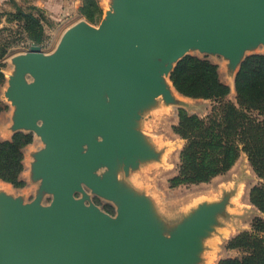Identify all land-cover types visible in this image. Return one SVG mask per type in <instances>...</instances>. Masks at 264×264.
Listing matches in <instances>:
<instances>
[{
  "label": "water",
  "instance_id": "water-1",
  "mask_svg": "<svg viewBox=\"0 0 264 264\" xmlns=\"http://www.w3.org/2000/svg\"><path fill=\"white\" fill-rule=\"evenodd\" d=\"M258 45L264 0H117L114 15L99 27L75 24L54 53L32 43L14 57L18 76L6 96L16 106L15 128L46 144L35 171L53 200L44 206L0 196V264L194 263L211 209L166 238L143 199L121 195L112 217L76 194L86 186L113 196L114 182L97 170L117 157L133 163L148 155L131 120L140 105L170 99L164 78L191 49L241 67L245 51Z\"/></svg>",
  "mask_w": 264,
  "mask_h": 264
},
{
  "label": "rangeland",
  "instance_id": "rangeland-1",
  "mask_svg": "<svg viewBox=\"0 0 264 264\" xmlns=\"http://www.w3.org/2000/svg\"><path fill=\"white\" fill-rule=\"evenodd\" d=\"M77 2L79 6L77 13L70 16L58 15L57 20L48 18L43 10L36 7H22L26 12H34L42 20L46 33V39L42 44L44 53H54L64 33L81 21L99 27L108 16L115 14L117 0ZM25 28L24 21L16 19L12 13L0 7V74L3 75L0 87V100L3 105V112L0 115V141L12 140L17 134L31 137V142L24 145L21 150L23 161L18 183H10L0 178V190L3 191L0 192V196L20 200L24 204L39 201L42 205L48 206L52 203L53 195L47 191L42 178L38 177L35 171L38 158L46 144L35 131L15 128L16 106L6 96L12 74L18 76L13 59L27 53L32 44L26 38ZM252 55H264V45L248 48L243 61ZM187 56L206 57L217 64L221 81L230 88L227 100L237 103L235 82L241 69L239 64L236 65L221 55L206 54L197 49H191ZM179 62L172 65L171 74L165 77V84L171 92L170 99L165 95H159L150 102L140 105L139 119L131 120L132 129L148 151V155L137 156L133 163H126L125 158L117 157L111 165H102L97 170L100 177H110L114 182L113 196L99 195L85 186L76 197L84 199L87 205H94L112 217L118 216L121 195L128 194L143 199L149 204L153 224L166 238H172L177 234L184 223L193 218L198 211L209 208L212 210L211 224L198 238V250L192 264H219L223 259L240 258L244 254L239 248L231 246L233 240L239 236L246 238L247 235L257 234L254 220L257 217L264 218V214L253 205L252 191L263 183V180L255 172L245 152L241 153L229 171L217 175L208 182L192 183L184 180L186 178L181 167L187 140L179 133L180 111L202 119L211 114L215 117L213 107L216 102L210 99L185 97L178 92L171 75ZM8 71L13 72L11 74ZM27 79L32 81L29 75ZM5 189L8 193L4 191ZM2 225L0 207V228Z\"/></svg>",
  "mask_w": 264,
  "mask_h": 264
},
{
  "label": "trees",
  "instance_id": "trees-1",
  "mask_svg": "<svg viewBox=\"0 0 264 264\" xmlns=\"http://www.w3.org/2000/svg\"><path fill=\"white\" fill-rule=\"evenodd\" d=\"M15 6L16 12L10 13L25 22L28 42L42 45L46 39L42 20L34 12ZM2 77L0 74V87ZM171 79L181 95L216 102L215 117L211 114L202 119L180 111L179 133L187 140L181 167L184 180L208 182L229 171L245 152L263 180L252 191V203L264 214V55L249 56L242 63L235 82L237 103L227 100L230 88L221 81L218 65L206 57H185ZM2 112L0 100V115ZM30 142L31 137L24 134L0 141L1 179L18 183L23 161L21 150ZM254 221L257 234L239 236L231 242L233 248L243 251L242 257L223 259L219 264H264V218L257 217Z\"/></svg>",
  "mask_w": 264,
  "mask_h": 264
},
{
  "label": "crops",
  "instance_id": "crops-1",
  "mask_svg": "<svg viewBox=\"0 0 264 264\" xmlns=\"http://www.w3.org/2000/svg\"><path fill=\"white\" fill-rule=\"evenodd\" d=\"M14 3L20 7L32 6L43 10L53 20H57L58 15L70 16L79 10L77 0H14ZM15 4L10 0H0V7L7 12H16Z\"/></svg>",
  "mask_w": 264,
  "mask_h": 264
},
{
  "label": "bare ground",
  "instance_id": "bare-ground-1",
  "mask_svg": "<svg viewBox=\"0 0 264 264\" xmlns=\"http://www.w3.org/2000/svg\"><path fill=\"white\" fill-rule=\"evenodd\" d=\"M10 60H12V58H11ZM11 63L14 64L13 61H12ZM11 66H13V65H11ZM14 69H16V68H14ZM11 70H12V69H11ZM13 71H15V70H13ZM13 71H12V72H13ZM8 72H9V71H8ZM10 72H11V71H10ZM10 72H9V73H10ZM12 72H11V74H12ZM6 74H7V72H6ZM11 74H10V76H11ZM12 76H13V74H12ZM165 80H166V78H164V81H165ZM165 83H166V82H165ZM167 85H168V84H167ZM170 86H171V84L169 85V87H170ZM168 89H169V88H168ZM169 90H170V89H169ZM4 91H5V89H4ZM4 91H3V94L5 93ZM6 91H7V90H6ZM175 92H176V91H175ZM4 97H5V95H4ZM179 97H180V96H179ZM10 103H11V102H10ZM153 104H154V103H153ZM10 105H12V104H10ZM14 110H15V109H14ZM12 112H14V111H12ZM13 114H14V113H13ZM14 115H15V114H14ZM13 117H14V116H13ZM11 118H12V117H11ZM8 120H10V119L8 118ZM144 142H145V141H144ZM145 143H146V142H145ZM1 191H2V190H0V192H1ZM4 191L7 192L6 189H5ZM2 192H3V191H2ZM7 193H8V192H7ZM9 193H10V192H9ZM5 195H8V194H5ZM8 196H10V194H9Z\"/></svg>",
  "mask_w": 264,
  "mask_h": 264
}]
</instances>
